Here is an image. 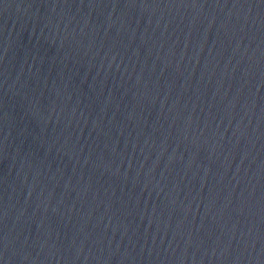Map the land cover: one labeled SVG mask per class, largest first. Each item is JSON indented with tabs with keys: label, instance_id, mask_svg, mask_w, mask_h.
I'll return each instance as SVG.
<instances>
[{
	"label": "water",
	"instance_id": "obj_1",
	"mask_svg": "<svg viewBox=\"0 0 264 264\" xmlns=\"http://www.w3.org/2000/svg\"><path fill=\"white\" fill-rule=\"evenodd\" d=\"M0 264H264V0H0Z\"/></svg>",
	"mask_w": 264,
	"mask_h": 264
}]
</instances>
